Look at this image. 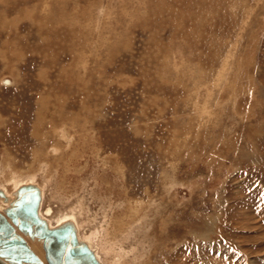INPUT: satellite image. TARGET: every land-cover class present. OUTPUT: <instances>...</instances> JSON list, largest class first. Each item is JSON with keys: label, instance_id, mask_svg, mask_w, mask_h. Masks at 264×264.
Returning <instances> with one entry per match:
<instances>
[{"label": "rangeland", "instance_id": "rangeland-1", "mask_svg": "<svg viewBox=\"0 0 264 264\" xmlns=\"http://www.w3.org/2000/svg\"><path fill=\"white\" fill-rule=\"evenodd\" d=\"M0 163L107 264H264V0H0Z\"/></svg>", "mask_w": 264, "mask_h": 264}, {"label": "water", "instance_id": "water-1", "mask_svg": "<svg viewBox=\"0 0 264 264\" xmlns=\"http://www.w3.org/2000/svg\"><path fill=\"white\" fill-rule=\"evenodd\" d=\"M0 196L7 199L1 187ZM41 202L40 188L23 184L9 205L0 209V264H46L24 235L43 240L50 264H103L73 221L51 226L40 213Z\"/></svg>", "mask_w": 264, "mask_h": 264}, {"label": "bare ground", "instance_id": "bare-ground-1", "mask_svg": "<svg viewBox=\"0 0 264 264\" xmlns=\"http://www.w3.org/2000/svg\"><path fill=\"white\" fill-rule=\"evenodd\" d=\"M60 133V132H59ZM64 136V135H63ZM67 137V136H66ZM0 165H1V163H0ZM1 168V167H0ZM11 172V171H10ZM11 174V173H10ZM12 179H14V178H12ZM19 179V178H18ZM24 182V181H23ZM21 183V182H20ZM19 183V185L18 186H16L15 184V182H14V185H15V187H14V190L13 191H7V190H4L3 192L5 193V195L7 196V198L8 199H6V201L5 200H3V199H5L4 197H1L0 196V198H3V199H1L0 201H2V202H6V205L8 206L9 205V201H11V200H13L14 198H15V191L21 186V185H23V184H34V185H37L38 186V184H35V183H31V182H24V183H21L20 184ZM40 188V187H39ZM42 188V187H41ZM41 188H40V191H41V194H42V196H43V191L41 190ZM42 189H44V187L42 188ZM41 204H42V202H41ZM2 205H0V209H4L5 207H7V206H2ZM40 208H41V206H40ZM50 210V209H49ZM81 211V210H80ZM40 213H41V210H40ZM45 214H46V216H45ZM47 214H50V211H44L43 212V209H42V216L43 217H45L47 220H48V222H49V224L51 225V226H56V225H52V218L50 217V216H48ZM73 213H65L64 215H62V217L61 218H58V222H57V225H59V224H62V223H64V222H66V221H68V220H71V221H73L75 224H76V226H77V228H78V232H79V236L82 238V239H84V240H86V241H88L89 242V244L93 247V242H92V240H93V235H95L96 237L97 236H99V235H102L103 236V234L105 233V231L106 232H109L110 231V233H111V226L109 227V226H105V228H103L104 230L103 231H93V235L92 234H88V235H84L85 233H87V232H83V230H82V232L80 231V228H81V224H80V222H79V220L74 216V215H72ZM113 226V225H112ZM96 228V227H95ZM98 228V227H97ZM114 230L115 229H117L118 228V230H120V228H121V226H119V227H116V224H114ZM100 229V228H99ZM122 231V230H121ZM120 232V231H119ZM122 234V233H121ZM115 235H120V234H118V233H116L115 232ZM128 235V234H127ZM24 236H26V238L28 239V237H30L31 239H37L38 241H41L42 242V245H43V240L41 239V238H38L37 236H35V237H31V236H28V235H24ZM28 236V237H27ZM105 236V235H104ZM117 236H115V238H117ZM122 236H123V234H122ZM126 236V235H125ZM129 236V235H128ZM113 237V236H112ZM111 237V238H112ZM119 237V236H118ZM114 238V239H115ZM126 238H128L127 236H126ZM92 239V240H91ZM123 239V238H122ZM112 240V239H111ZM110 240V241H111ZM124 240H125V238H124ZM123 240V241H124ZM29 241V240H28ZM117 241V240H116ZM119 241H120V239H119ZM114 242V241H113ZM112 242V243H113ZM118 242V241H117ZM111 243V242H110ZM111 243V244H112ZM32 244V243H31ZM30 244V245H31ZM35 244V243H34ZM106 245V244H105ZM118 244H116V246H117ZM94 246H95V244H94ZM108 246V248L110 247V245H107ZM107 246H105V247H107ZM113 246V245H112ZM35 247H37V246H35V245H33L32 246V248L35 250V251H37L36 249H35ZM38 251H42L43 252V254H44V251H43V249L42 248H44V246H42V248L40 247V245H38ZM114 247H115V245H114ZM119 247V246H118ZM107 248V249H108ZM112 248V247H111ZM122 248V247H121ZM132 248V247H131ZM131 248H129V249H131ZM42 249V250H41ZM95 251L97 252V254H98V256H99V258H100V260L103 262V264H107V263H105V261L103 260V256H102V254L101 253H99V248H97L96 246H95ZM110 249V248H109ZM113 249V248H112ZM120 249V248H119ZM128 249V250H129ZM45 250V249H44ZM118 250V249H117ZM126 250V249H125ZM133 250H135V247L133 248ZM132 250V251H133ZM110 251V250H109ZM108 251V252H109ZM131 251V252H132ZM103 252V251H102ZM121 252H122V250H121ZM112 253H113V251H112ZM120 253V252H119ZM123 253V252H122ZM126 253V252H125ZM39 254V253H38ZM40 254H41V252H40ZM124 254V253H123ZM129 254V252L127 253V255ZM45 255V254H44ZM107 255V254H106ZM113 255V257H114V253L112 254ZM120 255V254H119ZM41 256V255H40ZM43 256V255H42ZM45 257H46V255H45ZM103 257V258H102ZM131 257V256H130ZM117 258V257H116ZM47 259V258H46ZM132 259V258H131ZM44 260V259H43ZM48 261V260H47ZM115 263H117V262H115ZM48 264H50L49 262H48Z\"/></svg>", "mask_w": 264, "mask_h": 264}]
</instances>
